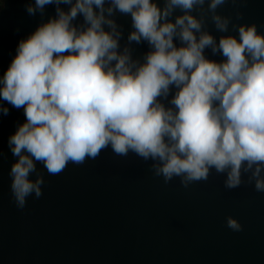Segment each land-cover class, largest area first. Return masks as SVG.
I'll return each mask as SVG.
<instances>
[{
    "label": "clouds",
    "instance_id": "9594fccd",
    "mask_svg": "<svg viewBox=\"0 0 264 264\" xmlns=\"http://www.w3.org/2000/svg\"><path fill=\"white\" fill-rule=\"evenodd\" d=\"M226 2L28 0L41 22L0 74V115L10 105L26 117L7 141L16 206L43 194L38 164L57 175L109 147L152 161L165 183L214 169L228 189L248 174L264 192V31L219 12ZM118 16L130 18L126 40ZM227 226L243 229L231 216Z\"/></svg>",
    "mask_w": 264,
    "mask_h": 264
},
{
    "label": "water",
    "instance_id": "95a60500",
    "mask_svg": "<svg viewBox=\"0 0 264 264\" xmlns=\"http://www.w3.org/2000/svg\"><path fill=\"white\" fill-rule=\"evenodd\" d=\"M26 3L5 0L0 10V74L41 22L27 14ZM54 10L48 6L47 15ZM218 11L264 31V0H227ZM238 13L243 18L236 21ZM118 22L126 40L130 18ZM207 27L215 31L210 20ZM134 48L142 56L148 45ZM8 107L0 115V264H264V192L247 183L248 174L235 189L214 169L207 180L184 187L179 177L165 183L156 176L152 161L109 147L57 175L38 164L43 194L19 209L9 176L16 158L7 141L26 117L22 108ZM229 216L242 231L227 226Z\"/></svg>",
    "mask_w": 264,
    "mask_h": 264
},
{
    "label": "rangeland",
    "instance_id": "374dc122",
    "mask_svg": "<svg viewBox=\"0 0 264 264\" xmlns=\"http://www.w3.org/2000/svg\"><path fill=\"white\" fill-rule=\"evenodd\" d=\"M4 1H5V0H2V5H3V2H4ZM2 7H3V6H0V10L2 9Z\"/></svg>",
    "mask_w": 264,
    "mask_h": 264
}]
</instances>
